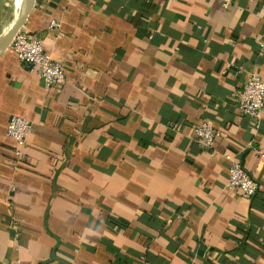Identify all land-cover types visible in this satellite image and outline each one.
<instances>
[{
    "label": "crops",
    "instance_id": "0c3cea01",
    "mask_svg": "<svg viewBox=\"0 0 264 264\" xmlns=\"http://www.w3.org/2000/svg\"><path fill=\"white\" fill-rule=\"evenodd\" d=\"M23 5L0 0V37ZM19 31L65 81L0 50V264H264V107L236 104L264 81V0H34ZM11 115L32 125L17 169ZM224 153L255 195L225 187Z\"/></svg>",
    "mask_w": 264,
    "mask_h": 264
},
{
    "label": "built area",
    "instance_id": "2783aa9c",
    "mask_svg": "<svg viewBox=\"0 0 264 264\" xmlns=\"http://www.w3.org/2000/svg\"><path fill=\"white\" fill-rule=\"evenodd\" d=\"M49 28L59 31L58 21L51 20ZM17 56L18 61L32 71L46 88L55 87L65 81V66L61 61L54 60L44 50L40 37L32 34L25 36L19 30L9 45ZM238 109L250 118H259L264 107V81L255 72H249L236 94ZM32 125L27 117L11 115L8 119L6 134L14 142L13 168L17 169L25 156L27 137ZM198 144L207 150H212L215 140L221 135L219 129L207 122H200L193 127ZM227 179L225 187L239 191L240 195L250 198L258 190V182L244 169L240 157L234 153H224ZM14 186L10 191L14 192ZM9 264V263H6ZM15 264H19L16 262Z\"/></svg>",
    "mask_w": 264,
    "mask_h": 264
},
{
    "label": "water",
    "instance_id": "95a60500",
    "mask_svg": "<svg viewBox=\"0 0 264 264\" xmlns=\"http://www.w3.org/2000/svg\"><path fill=\"white\" fill-rule=\"evenodd\" d=\"M34 0H24V5L18 18L15 20L13 25L0 37V50L7 48L16 32L23 25L28 13L32 9Z\"/></svg>",
    "mask_w": 264,
    "mask_h": 264
}]
</instances>
